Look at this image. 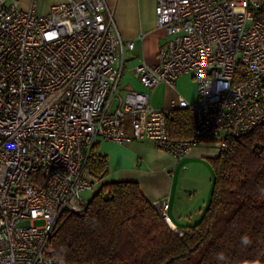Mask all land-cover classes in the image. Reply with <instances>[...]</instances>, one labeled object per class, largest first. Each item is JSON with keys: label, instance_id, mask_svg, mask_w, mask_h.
<instances>
[{"label": "built area", "instance_id": "1", "mask_svg": "<svg viewBox=\"0 0 264 264\" xmlns=\"http://www.w3.org/2000/svg\"><path fill=\"white\" fill-rule=\"evenodd\" d=\"M264 0H155L167 35L157 63L132 74L153 89L193 74L197 99L165 109L118 88L125 42L105 0H65L46 12L0 0V264H66L52 245L64 212L81 214L101 180L87 168L99 140H150L176 160L202 142L264 123ZM188 113L190 135L168 120ZM129 125V131H128ZM168 222V201L152 202ZM35 221H42L36 225Z\"/></svg>", "mask_w": 264, "mask_h": 264}, {"label": "trees", "instance_id": "2", "mask_svg": "<svg viewBox=\"0 0 264 264\" xmlns=\"http://www.w3.org/2000/svg\"><path fill=\"white\" fill-rule=\"evenodd\" d=\"M168 129L174 138L188 137L187 111L174 110ZM96 144L87 168L102 180L108 163ZM210 162L208 204L182 233L168 225L137 182H102L81 214H61L52 235L57 256L66 264H264V123L228 138ZM242 236L250 240L246 246ZM218 253L225 259L218 260Z\"/></svg>", "mask_w": 264, "mask_h": 264}, {"label": "crops", "instance_id": "3", "mask_svg": "<svg viewBox=\"0 0 264 264\" xmlns=\"http://www.w3.org/2000/svg\"><path fill=\"white\" fill-rule=\"evenodd\" d=\"M20 7L46 12L50 5L65 0H17ZM112 12L120 36L125 42L133 41L132 49H125L124 69L119 95L135 90L148 94L150 104L159 109L169 106L178 96L171 93L173 86L161 83L150 89L133 80L132 69L140 64L154 65L157 53L167 39L165 30L155 24V0H105ZM187 76V75H184ZM135 78V79H134ZM120 85V83H119ZM129 131V125H128ZM98 153L107 157L108 171L101 182L134 181L151 202L168 201V225L182 233L196 223L205 210L212 187L213 168L210 160L219 155L216 143L202 142L191 148L181 159L157 148L150 140L118 144L99 140Z\"/></svg>", "mask_w": 264, "mask_h": 264}, {"label": "rangeland", "instance_id": "4", "mask_svg": "<svg viewBox=\"0 0 264 264\" xmlns=\"http://www.w3.org/2000/svg\"><path fill=\"white\" fill-rule=\"evenodd\" d=\"M165 40H166V38H165ZM121 80H123V79H121ZM133 81L140 84V85L142 84L137 77H136V80H133ZM121 82L122 81H120L119 88H121V86H122ZM170 91H171V93H173L175 95H183L187 99L194 100L197 98V81H196V78L194 77L193 74H187V76H181V77L176 79L175 86ZM94 194H95L94 191H84L81 196L84 199H86L87 201H89L93 197ZM41 223H42V221H35L36 225H40Z\"/></svg>", "mask_w": 264, "mask_h": 264}, {"label": "clouds", "instance_id": "5", "mask_svg": "<svg viewBox=\"0 0 264 264\" xmlns=\"http://www.w3.org/2000/svg\"><path fill=\"white\" fill-rule=\"evenodd\" d=\"M240 242H241L242 245H245V246H246L247 244L250 243V240L248 239L247 236H242ZM217 259H218V260H223V259H225L223 253H218V254H217Z\"/></svg>", "mask_w": 264, "mask_h": 264}, {"label": "bare ground", "instance_id": "6", "mask_svg": "<svg viewBox=\"0 0 264 264\" xmlns=\"http://www.w3.org/2000/svg\"><path fill=\"white\" fill-rule=\"evenodd\" d=\"M168 223H169V221H168ZM172 227V226H171Z\"/></svg>", "mask_w": 264, "mask_h": 264}]
</instances>
